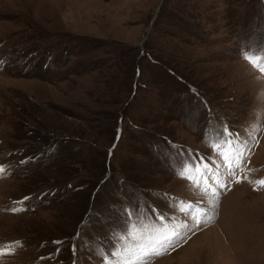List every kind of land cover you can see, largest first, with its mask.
<instances>
[{
    "label": "rangeland",
    "instance_id": "rangeland-1",
    "mask_svg": "<svg viewBox=\"0 0 264 264\" xmlns=\"http://www.w3.org/2000/svg\"><path fill=\"white\" fill-rule=\"evenodd\" d=\"M247 48L264 0H0V246L20 242L0 264H105L133 224L181 233L148 264H264ZM225 128L250 149L235 176ZM202 165L200 188L178 175Z\"/></svg>",
    "mask_w": 264,
    "mask_h": 264
},
{
    "label": "snow or ice",
    "instance_id": "snow-or-ice-1",
    "mask_svg": "<svg viewBox=\"0 0 264 264\" xmlns=\"http://www.w3.org/2000/svg\"><path fill=\"white\" fill-rule=\"evenodd\" d=\"M242 58L246 60L254 70H258L264 73V49H244L242 50ZM223 140L215 141L211 146L217 155L223 160L224 167L227 168L230 176L236 175V170L240 168L244 162V157L247 152L250 151L246 141H241L236 134L228 132L227 128L224 129ZM251 136L252 133L250 132ZM231 137V138H229ZM207 165H202L196 168H190L189 166L183 167L178 175L181 178L187 179L193 183L194 186L200 188V179L198 176L190 175V172L203 174L202 168L206 169ZM6 169L3 165H0V174L5 173ZM247 179V177H244ZM236 182H240V178L237 177ZM250 183L252 181H249ZM255 184L258 186H264V179L256 180ZM225 185L221 184L220 187ZM204 193H209L210 188L204 187L201 189ZM215 189H211V195L215 196ZM27 199V197H25ZM195 207L192 204H187L186 208H182V211ZM19 209H12V211H18ZM203 212V210H200ZM131 213H129V216ZM197 226L204 221H201L198 217H193ZM207 219H211V214H207ZM182 227H189L187 224ZM181 236V233L176 230L175 227L167 228V226H161L160 228H152L149 225H136L133 224L123 235L119 236L120 247L115 251L109 253L104 257L105 264H111V258L116 257L115 264H148V261L153 256H159L165 254L170 248H173L177 242V238ZM19 241L15 242V245H2L0 246V257L6 254H12L16 250V246H19ZM53 243L60 244L61 241H53Z\"/></svg>",
    "mask_w": 264,
    "mask_h": 264
},
{
    "label": "water",
    "instance_id": "water-1",
    "mask_svg": "<svg viewBox=\"0 0 264 264\" xmlns=\"http://www.w3.org/2000/svg\"><path fill=\"white\" fill-rule=\"evenodd\" d=\"M153 18H154V16H153ZM153 18H152V19H153Z\"/></svg>",
    "mask_w": 264,
    "mask_h": 264
}]
</instances>
